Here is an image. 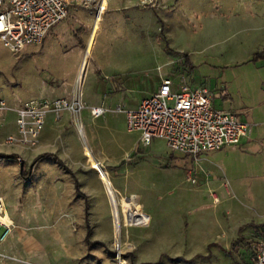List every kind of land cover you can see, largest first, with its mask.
<instances>
[{"label": "rangeland", "instance_id": "1", "mask_svg": "<svg viewBox=\"0 0 264 264\" xmlns=\"http://www.w3.org/2000/svg\"><path fill=\"white\" fill-rule=\"evenodd\" d=\"M164 77L208 86L251 133L196 159L164 138L144 145L116 108L138 105ZM0 96L10 106L64 96L109 108L97 117L83 108V128L62 112L64 125H45L32 148L3 143L18 133L17 115L0 113V191L28 231L2 242L0 264H113L115 243L125 264H251L264 242V0H74L42 43L13 51L0 40ZM46 151L65 164L42 158L25 178L22 161L28 171ZM123 198L146 224L128 221Z\"/></svg>", "mask_w": 264, "mask_h": 264}, {"label": "built area", "instance_id": "2", "mask_svg": "<svg viewBox=\"0 0 264 264\" xmlns=\"http://www.w3.org/2000/svg\"><path fill=\"white\" fill-rule=\"evenodd\" d=\"M74 0H0V40L13 51L28 44H40L51 29L64 20ZM89 107L97 117L109 110L104 104L86 105L80 98L67 97L33 98L17 107V134L4 139L6 145L34 147L46 125L47 117H55L66 110L72 113L75 127L83 108ZM11 106L0 96V113ZM125 111L129 130L141 132L140 141L150 145L154 138H164L176 151L193 156L238 144L251 131V123L230 109L217 107L214 92L206 85H191L186 78L176 85L171 77H164L159 89L144 97L139 104ZM83 124V121H81ZM6 202L0 191V228L7 230L0 235V244L10 232V225L4 219ZM113 264H125L121 245L115 243ZM251 264H264V242L254 245Z\"/></svg>", "mask_w": 264, "mask_h": 264}, {"label": "crops", "instance_id": "3", "mask_svg": "<svg viewBox=\"0 0 264 264\" xmlns=\"http://www.w3.org/2000/svg\"><path fill=\"white\" fill-rule=\"evenodd\" d=\"M216 98V97H215ZM22 105V104H21ZM21 105H15V104H13V105H11V107H12V111H14V112H16V108L17 107H19V106H21ZM97 105V104H96ZM137 106V105H136ZM136 106H134V107H136ZM134 107H132V108H134ZM4 113V112H3ZM16 115H17V113H16ZM17 117V116H16ZM84 124V123H83ZM62 125H64V123H63V120L62 121H56L55 120V116L50 120V121H48V123H47V121H46V128H47V126H48V128L51 126L52 128H54L55 129V131H56V133H57V130H59V128H60V126H62ZM251 131H252V127H251ZM251 131H250V133H251ZM187 155V154H186ZM203 155V154H202ZM201 155V156H202ZM188 157H191V158H194L193 156H191V155H187ZM7 207V206H6ZM7 210H8V208H7ZM9 213V218L11 219V221H6V223L8 224V225H10V232L8 233V235H7V237H6V239L5 240H7L10 236H11V234H12V232H16V234H17V240L18 241H22L24 238H25V236H26V234H28V231L24 228V226L22 225V223H23V218H20V219H18V215H17V213L14 211V212H12V214L10 213V212H8ZM7 215V214H6ZM86 215H87V217H86V222H87V233H86V240H87V237H88V232H89V227H90V229H91V223H90V220H89V205L88 204H86ZM3 229V232H2V234L7 230V226L6 225H3V226H1V228H0V230H2ZM91 232H92V229H91ZM112 234V233H111ZM90 235H91V233L89 234V237H90ZM107 238H108V236H107ZM108 239H110V237L108 238ZM4 240V241H5ZM87 241H89V240H87ZM30 243H35V237L33 236V239L31 240V241H29ZM2 244V243H1ZM0 244V245H1ZM2 264H7L6 262H3Z\"/></svg>", "mask_w": 264, "mask_h": 264}, {"label": "bare ground", "instance_id": "4", "mask_svg": "<svg viewBox=\"0 0 264 264\" xmlns=\"http://www.w3.org/2000/svg\"><path fill=\"white\" fill-rule=\"evenodd\" d=\"M104 4H105V2H104ZM105 10V5H101L100 6V8H99V13H98V15H97V22H96V24H95V32L97 33V31H98V27H99V25L97 24V23H99V20L102 18V15H103V11ZM80 95H82V92L81 93H79ZM79 128H81L80 127V125H83L82 126V128L84 127V124H82V122L80 121L79 122ZM87 153H89V151L87 150ZM100 165V164H99ZM100 173H101V175L102 176H106V175H108V172H107V170L106 169H103L102 167H101V171H100ZM106 180V179H105ZM107 184L109 185V187H111V183H110V181L107 179ZM110 194H111V197H112V200H113V202H114V204H115V211H116V219H117V223H118V221H119V218H118V214H117V212H118V208H117V200H116V195H115V193L113 192V191H110ZM122 204H123V206H124V209H125V216H126V218L128 219V221H131V222H134V223H139V224H146L147 222H148V216L145 214V213H143V212H138V211H133L132 210V203H131V200L129 201V200H125L124 198L122 199ZM6 212H7V207H6ZM7 214H8V212H7ZM4 219L6 220V221H11V219L6 215L5 217H4Z\"/></svg>", "mask_w": 264, "mask_h": 264}, {"label": "trees", "instance_id": "5", "mask_svg": "<svg viewBox=\"0 0 264 264\" xmlns=\"http://www.w3.org/2000/svg\"><path fill=\"white\" fill-rule=\"evenodd\" d=\"M0 156H6L4 155V153H0ZM10 156V155H8ZM45 157H52V158H55L56 160H58L59 162L61 163H64V160L55 152L53 151H46V152H43V153H40L38 154L34 160L32 161V164H31V167L28 169V171H25L24 170V167H22V174L25 178H28L30 176V174L32 173L33 169H34V166L36 165V163L42 159V158H45ZM71 172L74 174V177H75V183H76V190L79 194H82L83 196H87L86 193L80 188V181L78 180V178L76 177L75 173L71 170ZM91 233V229L89 227V232H88V237H87V240H89V234Z\"/></svg>", "mask_w": 264, "mask_h": 264}, {"label": "water", "instance_id": "6", "mask_svg": "<svg viewBox=\"0 0 264 264\" xmlns=\"http://www.w3.org/2000/svg\"><path fill=\"white\" fill-rule=\"evenodd\" d=\"M21 165H22V167L24 166V162L23 161H22Z\"/></svg>", "mask_w": 264, "mask_h": 264}]
</instances>
